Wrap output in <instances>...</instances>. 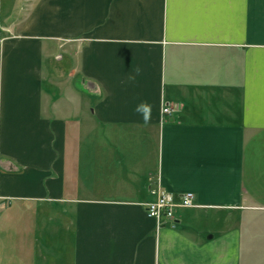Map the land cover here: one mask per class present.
Instances as JSON below:
<instances>
[{"label":"crops","instance_id":"1","mask_svg":"<svg viewBox=\"0 0 264 264\" xmlns=\"http://www.w3.org/2000/svg\"><path fill=\"white\" fill-rule=\"evenodd\" d=\"M8 2L0 264H264V0Z\"/></svg>","mask_w":264,"mask_h":264},{"label":"built area","instance_id":"2","mask_svg":"<svg viewBox=\"0 0 264 264\" xmlns=\"http://www.w3.org/2000/svg\"><path fill=\"white\" fill-rule=\"evenodd\" d=\"M173 109L167 105L163 108V114H171ZM154 200L147 203L146 212L149 217L155 218L159 227L165 225H175V216L179 208H191L195 206V194L186 192L176 196L165 190L151 189Z\"/></svg>","mask_w":264,"mask_h":264},{"label":"clouds","instance_id":"3","mask_svg":"<svg viewBox=\"0 0 264 264\" xmlns=\"http://www.w3.org/2000/svg\"><path fill=\"white\" fill-rule=\"evenodd\" d=\"M136 71H137V73H139L140 69L138 68ZM134 78L135 77H132V76L129 77L130 80L134 79ZM136 112L141 114L143 121H144V124H145V126H147L151 121V106L148 104H141V105L137 106Z\"/></svg>","mask_w":264,"mask_h":264},{"label":"rangeland","instance_id":"4","mask_svg":"<svg viewBox=\"0 0 264 264\" xmlns=\"http://www.w3.org/2000/svg\"><path fill=\"white\" fill-rule=\"evenodd\" d=\"M9 2L8 0H0V19L2 17V12L8 7Z\"/></svg>","mask_w":264,"mask_h":264}]
</instances>
